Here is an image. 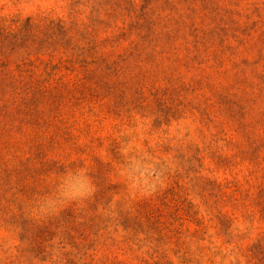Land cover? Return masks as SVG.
<instances>
[{"label":"rangeland","instance_id":"rangeland-1","mask_svg":"<svg viewBox=\"0 0 264 264\" xmlns=\"http://www.w3.org/2000/svg\"><path fill=\"white\" fill-rule=\"evenodd\" d=\"M0 264H264V0H0Z\"/></svg>","mask_w":264,"mask_h":264}]
</instances>
